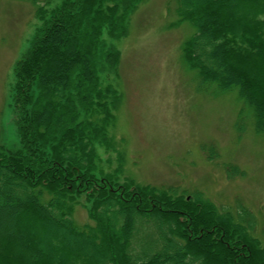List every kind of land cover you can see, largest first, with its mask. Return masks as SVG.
<instances>
[{
    "label": "trees",
    "instance_id": "16d2710c",
    "mask_svg": "<svg viewBox=\"0 0 264 264\" xmlns=\"http://www.w3.org/2000/svg\"><path fill=\"white\" fill-rule=\"evenodd\" d=\"M140 1L36 3L41 25L14 65L20 145L0 147V264H264L246 225L199 192L98 166L95 145L117 97L99 72L120 57L102 35L122 37ZM176 13L194 29L182 45L187 65L202 82L235 90L264 133V0H176Z\"/></svg>",
    "mask_w": 264,
    "mask_h": 264
},
{
    "label": "rangeland",
    "instance_id": "374dc122",
    "mask_svg": "<svg viewBox=\"0 0 264 264\" xmlns=\"http://www.w3.org/2000/svg\"><path fill=\"white\" fill-rule=\"evenodd\" d=\"M45 1L0 0V147L5 150L20 145L14 65L41 25L36 5ZM58 2L49 0L46 10ZM176 20V0H141L122 37L103 32L120 57L115 69L99 72L102 85H112L117 97L106 138L95 145L98 166L137 184L199 192L218 210L231 212L264 246V133L254 131L249 108L235 90L202 82L187 65L182 45L194 29ZM86 212L77 205V223L87 222Z\"/></svg>",
    "mask_w": 264,
    "mask_h": 264
}]
</instances>
